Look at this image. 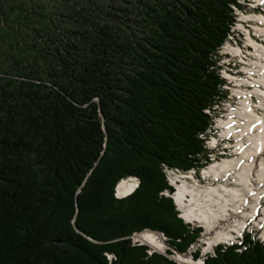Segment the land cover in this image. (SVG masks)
Returning <instances> with one entry per match:
<instances>
[{
  "label": "trees",
  "instance_id": "1",
  "mask_svg": "<svg viewBox=\"0 0 264 264\" xmlns=\"http://www.w3.org/2000/svg\"><path fill=\"white\" fill-rule=\"evenodd\" d=\"M235 1L0 0V264H178L130 237L185 252L199 236L164 166L207 160ZM205 263L264 264V245Z\"/></svg>",
  "mask_w": 264,
  "mask_h": 264
},
{
  "label": "bare ground",
  "instance_id": "2",
  "mask_svg": "<svg viewBox=\"0 0 264 264\" xmlns=\"http://www.w3.org/2000/svg\"><path fill=\"white\" fill-rule=\"evenodd\" d=\"M242 16H254V9H242ZM262 60L251 62L250 64L255 67L248 69L245 64L240 63L242 64L241 73L258 75V78H246V86L264 85V61ZM229 78L233 80L232 77L229 76ZM233 94L237 97L235 108L229 110L217 122L219 137H232L235 141L233 155L222 160H215L203 171V179L208 177L210 179L209 187H200L201 183L205 182L198 176L199 171H195L193 178L196 184L186 179L179 182L176 180L177 191L174 196L183 215L188 220H195L206 227L208 245L205 250L210 249L217 241L230 240L234 233H238L243 227L241 218L249 215V208H245L244 201H247L246 205H248L250 201L263 196L264 90L260 87L254 89L237 87L233 89ZM252 94L259 98L255 103L250 101ZM218 113L215 111L214 117ZM214 121L217 120L214 118ZM213 124L214 122L212 127ZM210 136L215 137L212 134ZM215 138L210 141L211 144L215 142ZM223 178L225 181L222 180ZM138 186V179H124L118 184L116 195L119 198L125 197L135 191ZM229 220L230 223L227 224ZM225 224H227L226 227ZM142 231L135 232L131 237ZM160 233L167 237L164 232L160 231ZM138 237L154 248H162L164 245L156 232L145 231ZM259 243L264 245V238H261ZM171 249L177 250L173 246ZM197 251L198 247H190V255H194ZM184 261L191 264H203L202 260L194 261L190 257H186Z\"/></svg>",
  "mask_w": 264,
  "mask_h": 264
},
{
  "label": "built area",
  "instance_id": "3",
  "mask_svg": "<svg viewBox=\"0 0 264 264\" xmlns=\"http://www.w3.org/2000/svg\"><path fill=\"white\" fill-rule=\"evenodd\" d=\"M234 15V21L230 27V31L228 32L227 39L222 44V46L218 49V64H219V74L221 77L226 81L225 85L229 81V76L233 78V81L238 85L239 89H245L250 88L254 89L255 87H260L262 90H264V85H254L250 84L249 86H246L245 81L247 79H253L258 78V75L254 73L253 75H250L249 73H242L241 76H237L232 74L231 72H228V70H224L222 68V56L224 57H233L237 58L239 62L246 65V69L250 67H255V65H251V62L255 61H264V1L261 0H236L231 5ZM242 9H254V16H242ZM262 30V31H261ZM239 34L238 36H241L240 41L238 39H234V35ZM243 38V39H242ZM263 56V57H262ZM249 76H252L249 78ZM232 80V79H230ZM224 85V88H225ZM234 95V94H233ZM228 96V95H227ZM258 96L251 95V103H255L258 101ZM237 101V97H236ZM236 101L234 104H236ZM223 102V101H222ZM219 106V104L215 105L213 109H207L206 111L213 116V122H214V112L217 111L216 107ZM230 110L235 108V105H229ZM261 112V110H260ZM218 122V121H217ZM209 132V130H208ZM207 135L205 136L206 141ZM212 140H214L215 137L209 136ZM206 143V142H205ZM219 143V139L216 137L215 142L211 145H216ZM206 148L208 149V157L207 160L204 161L208 162L209 160L214 161L215 154H211L212 149L207 146V143L205 144ZM217 160V159H216ZM218 160H222L221 158ZM202 167H205L204 165L200 167H191L189 169H181L177 167H171V166H164V173L166 175V178L168 180V183L170 186L173 187V191H170L169 189H166L163 191V194L166 196H171L175 200V192L177 191V185L176 180L182 181L183 179H186L188 181L194 180L195 177V171H200ZM204 171V169H203ZM208 181L201 186L203 187H209V177L206 178ZM216 181V180H214ZM218 181V180H217ZM216 181V182H217ZM261 197H259L257 200H252L247 204V201H244L245 208H249V215L243 216L241 218V223L243 224L242 229L238 233H234L233 237L230 240L227 241H217L214 244H212L211 248L213 249L212 252L207 253L204 255V257L199 258L198 260H202L203 264L205 263V259L210 254L215 253V248L223 245H234V244H242L244 241V238L246 236H250L255 241H261V238H264V189L262 191ZM176 202V200H175ZM176 207L179 212V216L184 220V222L191 226L192 229L199 228L200 225L202 229H200L199 236L197 237L196 241L193 242L185 252H181L179 250H172L171 244L169 243V240L167 237H164V234L160 233L158 230H151L147 229L145 231H152L156 232L158 236L162 239L164 245L162 248H154L150 246L148 243L142 241L139 239V234H142L145 231H142L139 234H135L134 237H130L131 243L133 245H146L148 246V254L151 255L154 252L160 253L162 255H165L169 259L173 260L174 262L178 264H191L189 262H185L186 257H190L195 261V256L190 255V247H198V251H200V241L202 238L208 239V235L206 234V227L195 221V220H188L184 215L183 211L180 209L176 202ZM196 222V223H195ZM200 224V225H198ZM207 243V242H205ZM208 245V243H207ZM108 259L111 261L115 258L113 254L107 253L106 254ZM197 261V260H196Z\"/></svg>",
  "mask_w": 264,
  "mask_h": 264
},
{
  "label": "rangeland",
  "instance_id": "4",
  "mask_svg": "<svg viewBox=\"0 0 264 264\" xmlns=\"http://www.w3.org/2000/svg\"><path fill=\"white\" fill-rule=\"evenodd\" d=\"M239 34H235L234 35V39H238L240 41L241 36H238ZM243 39V38H242ZM241 62H239V60L237 58H233V57H224V55L222 56V68L225 70H228V72H231L234 75L237 76H241V68H242V64H240ZM237 66V67H236ZM237 68V69H236ZM239 69V70H238ZM240 72V73H239ZM238 85L233 81L230 80L228 81V83L225 85V89L228 90V96L227 98L221 102L219 104V106L216 107L217 112H219L214 118L215 120L218 121L219 118H223V116H225L228 111L230 110L229 105H235V101H236V96L233 95V89L237 88ZM217 121H214L213 127L211 128L210 132L207 131V138H206V143L207 146L209 147V151L210 148L212 149L211 154H215V159L214 161L217 159H224V158H228L229 156L233 155V149L234 147V143L235 141H233L232 137H227V138H223V137H219V128L217 127ZM210 134H212L213 136L217 137L219 139V143L214 145L210 144V141L212 140L211 138H209ZM205 143V144H206ZM214 161L209 160L208 162H205L203 165L205 167H202V169L198 172V176H200V178L202 179L203 182H207L208 179H203L202 177V173H203V169L205 170L206 168H208V166L213 163ZM222 180L225 181V179L223 178ZM192 183H195L192 180ZM205 183H202V185H204ZM215 183V182H214ZM201 188H203V186L200 185ZM116 194H118L116 192ZM196 223V222H195ZM230 223V220L228 221L227 224ZM227 224H225V227L227 226ZM200 225V224H198ZM202 225H200V229ZM207 242L206 239L202 238L200 241V251H199V256L197 258H195V260H198L201 257H204V255H206L209 252H212V248L205 250V247L207 246Z\"/></svg>",
  "mask_w": 264,
  "mask_h": 264
}]
</instances>
